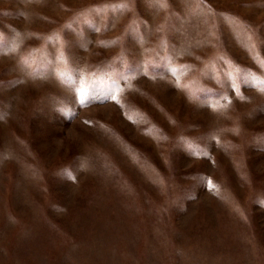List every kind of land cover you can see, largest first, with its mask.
Returning <instances> with one entry per match:
<instances>
[{
	"label": "rangeland",
	"instance_id": "rangeland-1",
	"mask_svg": "<svg viewBox=\"0 0 264 264\" xmlns=\"http://www.w3.org/2000/svg\"><path fill=\"white\" fill-rule=\"evenodd\" d=\"M262 84L264 0H0V264H264Z\"/></svg>",
	"mask_w": 264,
	"mask_h": 264
},
{
	"label": "snow or ice",
	"instance_id": "snow-or-ice-1",
	"mask_svg": "<svg viewBox=\"0 0 264 264\" xmlns=\"http://www.w3.org/2000/svg\"><path fill=\"white\" fill-rule=\"evenodd\" d=\"M262 89H264V84H262ZM81 102L83 103L84 101L82 100Z\"/></svg>",
	"mask_w": 264,
	"mask_h": 264
}]
</instances>
